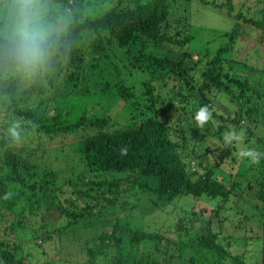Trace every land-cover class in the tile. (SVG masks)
Listing matches in <instances>:
<instances>
[{"label": "trees", "instance_id": "1", "mask_svg": "<svg viewBox=\"0 0 264 264\" xmlns=\"http://www.w3.org/2000/svg\"><path fill=\"white\" fill-rule=\"evenodd\" d=\"M84 1L50 0L70 14V21L42 77L21 85L0 76V99L7 104L0 127L9 128L8 138L0 139V264H254L253 256H244L248 238L240 237L245 244L232 247L235 234L213 227L211 219L221 227L231 221L228 212L240 214L233 197L257 199L264 211V159L252 164L240 158L236 172H229L230 186L215 172L241 149L264 152V79L254 86L248 80L250 72L264 78V69L239 63L233 55L223 59L235 43L254 44L249 33L264 36V12L252 13L245 6L243 14L231 0H131L127 5L108 0L102 14L82 21ZM193 1L235 22L225 34L229 44L220 45L214 55L197 51L198 71L190 66L192 61L185 63L196 38L189 31L190 20L177 19L180 8ZM160 47L170 55L159 54ZM113 50L126 57L122 69L127 75L110 60L116 57ZM237 64L249 74L245 79ZM132 73L145 75L143 94L129 82ZM195 92L200 93L197 100ZM220 97L231 109L227 115L214 107ZM116 104L129 112L120 129L107 115ZM202 107L210 116L201 127L195 116ZM13 126L18 138L69 146L67 155H56L66 169L39 173L37 163L23 160L8 145ZM229 133L238 139L227 142ZM208 137L223 147L214 160L207 157L208 150L201 154L200 145ZM229 159L234 165L235 156ZM119 192L149 200L137 214L132 213L137 206L131 205L124 215L115 210ZM187 197L193 198L187 202L191 210L197 204L202 208L187 215L178 204L177 216L166 212ZM124 203L120 210L127 207ZM154 211L157 219L176 218L152 233L159 222L152 228L144 223ZM43 212L58 213L60 228L42 223ZM2 227L9 230L12 243L2 239ZM75 228H89L85 248L70 247ZM30 243L34 251H29ZM57 243L66 251L60 261L49 255ZM249 246L258 249L264 264V237L254 238Z\"/></svg>", "mask_w": 264, "mask_h": 264}, {"label": "rangeland", "instance_id": "2", "mask_svg": "<svg viewBox=\"0 0 264 264\" xmlns=\"http://www.w3.org/2000/svg\"><path fill=\"white\" fill-rule=\"evenodd\" d=\"M129 1L131 0H124V5H127ZM232 1L235 3V6H234L235 10H239L243 12V14H246L245 13L246 8H244L245 6L250 8L253 11L252 13H256L255 9H257L259 13L264 12V2L263 1H261V3L258 1L256 2V0H231V2ZM103 2H105V4H102ZM112 2L114 3L116 2V0H112L111 3ZM222 2L225 3L226 0H218L219 4ZM107 4H108V0H85L80 5V8H82L80 9V14H82L81 15L82 21L86 17L92 18L95 15L102 14L105 11ZM84 5L86 6L85 9H84ZM52 8L57 14L63 16L64 22H65V28H66L68 22L70 21V14L66 10H64L60 4L52 5ZM180 10L181 11H179L177 19H181V18L189 19L190 20L188 24V27L190 28L189 31L191 30V33H193V35L196 37L195 40L191 43L192 46L190 47V51H189L190 56L185 59V63H188L189 60L192 61V63H190V66H196L195 69L196 71H198L200 67V64L198 63L200 58L197 55V51H201L200 53L202 54L209 53L210 55H214L215 52L218 50L217 48L220 47V45L229 44L228 39L230 38L228 37L227 39L225 34L230 32L233 29V25L235 22L232 19L228 18L226 14L220 13L212 9H207L201 3L199 2L196 3L195 1L189 4H186V6L183 5V7L180 8ZM252 13L250 14L254 15ZM65 28H64V31H65ZM248 35L249 37L251 36V38L253 39L252 42L254 44L247 42V40L245 42L235 43L233 44L234 46H232L233 50H231L229 54L224 56L223 59L228 58L229 55H233L232 58H234L239 63H241L242 61L245 64L254 65L255 68L257 66V68L263 67L264 69V51L262 52V50L264 49V36H261L259 32L249 33ZM257 37L259 38L261 37V42H258ZM259 45H261L260 47L261 50L259 48ZM114 51L115 50H113V52ZM157 51L159 54L163 53L164 56L165 54L170 55V53L165 48H161V47L157 48ZM88 54H90V51H88ZM115 55L116 57L111 55L110 60L120 67L121 74H125L126 72L122 69V66L127 64L126 57H124V55L122 53H119L118 51H115ZM84 58H85L84 60L85 62H89L88 56H85ZM85 62H83L84 66L87 64V63L85 64ZM106 65L108 66L109 63L107 62ZM236 67L243 70L241 71L239 69L243 79H245L249 75L248 73H246L245 69L241 65L237 64ZM194 72L195 71H193V73ZM262 79L264 78H261L259 73H252V72H250V76L248 77V80L250 81L249 84L252 86H254V84H257L256 82ZM128 80L131 84H134L137 86L138 94H141V93L143 94V92L145 91L143 85H145L146 83L144 74L138 73L136 75L135 73H132L131 75H128ZM169 83L170 82H168L167 84ZM173 85L174 83H171L169 85V90L171 91V93L174 92V88H172ZM89 92H90V89H89ZM53 93L54 92H52V94ZM195 93L197 94L195 95L194 99L197 100L199 99L198 94L200 93L198 92H195ZM214 107L217 109L219 113H223L226 115L229 114V112L231 111V109H229V106L227 105V102L224 101L222 97L216 99V101L214 102ZM6 108H7V104H3L2 100L0 99V120H2V118H5V116L7 115ZM107 115L113 121L112 124L115 125L116 129L122 128L124 124L127 123V120L129 119V112L124 107L118 104L113 106L109 110ZM174 119H176V117H174ZM260 125H264V120H260ZM109 130H111V128H109ZM8 132H9V128L2 129V127H0V139L2 140V138L4 139V137L8 138V135H7ZM208 139L210 140L205 141L201 143L200 145V147L202 148L201 154L204 156L205 151L208 150L206 152L207 157L210 158L211 160H214V155L220 150L222 152L223 147L217 146L216 143L214 145L213 142L211 144V139H212L211 137H208ZM226 141L229 142L228 139H226ZM8 145L12 146L13 148L16 147L18 154L23 160H28L32 163H37V165L39 166L38 167L39 173H42L43 170L46 168L56 169L60 173L66 169V167L63 165V163L60 162V159L56 155L58 153L67 155V152H68L67 149H69V146L61 145L57 143L53 144L45 140L43 141L41 145H39V142L37 140L29 141L28 139H25V138H17L14 135L9 138ZM240 147H242V144L240 145ZM58 150H60V152L56 153V151ZM242 151L243 150L241 149L239 152L232 154L231 156L224 159V162L221 163L220 166L215 167L220 170L222 169L221 172L218 169H215V172H216V176L219 179L227 181L226 186L231 185L232 179L229 178V172H233V173L236 172L239 166L240 158H242L240 156V153ZM234 156H235V164L232 165V161L229 158H233ZM249 191H251L250 192V195H251L253 191L252 190H249ZM250 195H248V197ZM140 197L141 199H139ZM117 199H118L117 208L115 210H117L118 213H123L124 215L125 214L128 215V213L131 212L128 209L131 205L133 207L137 206L135 207V210L132 212L133 214H137L138 211L142 210V208L146 206V203L148 202L149 197L146 195L145 196L136 195V197H128L123 192H119ZM182 199H183L182 201L181 199H178L177 201L169 205L167 207L166 212H173L174 214L173 216H177L179 212L181 211L179 209L178 204H181L182 207H184V209L187 212V215L188 213H190V211L196 212V211H199L200 207L202 208V206L199 207V205L197 204L194 207V210H191L192 207H190L187 204V202L189 201L192 202L193 198L187 197V198H182ZM247 199H248L247 197H241V199L233 197V202L236 205L237 210L241 211V213L238 215H232V213L228 212L229 217L231 218V221L229 222L223 219L222 217H220V220L226 221V224L224 223L221 226L222 228L220 227V223L215 218L211 219V223L214 224L213 227L215 228H219L221 230H224L225 232L235 234L234 237L231 239V242L233 245L232 247L245 244L244 240H243L244 242H242L241 240L239 241V239L240 237H247L248 239L246 241L248 245L245 251L246 255H244L245 259L247 260L250 258V256H253L254 264H260L261 261L258 258V252H259L258 249H253L249 245H251L252 240L254 238L258 237L260 239L261 237H264V211L260 210L257 207L256 204H260L258 201H256L257 199L256 200L249 199V201ZM123 202L127 203V207L124 210H120ZM204 206L205 205H203V207ZM185 210L182 211V216L186 215L184 213ZM156 215H157V212L154 211V213H152L153 219L151 217L149 218V221H148V218L147 217L145 218L144 225L146 224L150 228H152V226L155 224V221L159 222V227H153L151 229L152 233L158 232L156 230H158V228L161 227L162 223L168 221V223L171 224V221L173 222V220L176 218V217H171V218L157 219ZM40 218H41L42 223L49 224V228L55 229V228H60L61 226V221L59 222L60 215L56 212L53 214L52 213L49 214L46 212L40 213ZM246 218H249L251 220L248 221L246 220ZM243 221L245 223H243ZM2 229H3L2 234H1L2 239L7 240L8 242L12 243L14 239L12 238L10 234H8L9 230L5 231L4 227H2ZM87 230H89V228L88 229L85 228V230L75 228L73 241H72L73 243L72 245H70L71 248H75V249L85 248V238L89 234ZM250 230H252V232H250ZM29 236L30 235H26L25 237L23 236L20 241H22L25 238H28ZM37 237L38 236H35L34 239H36ZM237 237H239L238 240H237ZM221 239L223 240L222 236H221ZM30 240L31 238L27 239V241H30ZM30 244H29V251H32L33 249L31 248L33 245L32 243ZM27 246L28 245L24 247L27 248ZM49 255L51 259L52 258L56 260L59 259L60 261L64 256H66V251L65 249L60 248V246L57 243L55 245V248L51 247V252H49ZM75 264H78V263H75Z\"/></svg>", "mask_w": 264, "mask_h": 264}, {"label": "clouds", "instance_id": "3", "mask_svg": "<svg viewBox=\"0 0 264 264\" xmlns=\"http://www.w3.org/2000/svg\"><path fill=\"white\" fill-rule=\"evenodd\" d=\"M64 28V18L53 10L50 0H0V76L21 85L38 80L59 50ZM209 116L202 107L195 119L202 127ZM11 132L19 137L15 126ZM233 138L238 139L229 133V142ZM240 156L258 164L264 152L249 148Z\"/></svg>", "mask_w": 264, "mask_h": 264}]
</instances>
